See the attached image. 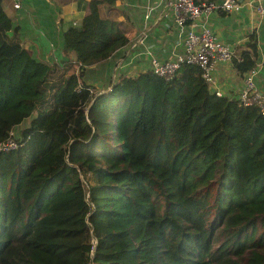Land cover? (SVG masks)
Here are the masks:
<instances>
[{"label": "trees", "instance_id": "1", "mask_svg": "<svg viewBox=\"0 0 264 264\" xmlns=\"http://www.w3.org/2000/svg\"><path fill=\"white\" fill-rule=\"evenodd\" d=\"M114 1L86 2L91 76L35 56L0 0V142L28 118L0 150V264H264V117L192 64L111 74L137 29ZM256 55L251 32L230 63Z\"/></svg>", "mask_w": 264, "mask_h": 264}, {"label": "built area", "instance_id": "2", "mask_svg": "<svg viewBox=\"0 0 264 264\" xmlns=\"http://www.w3.org/2000/svg\"><path fill=\"white\" fill-rule=\"evenodd\" d=\"M137 5L139 10V26L120 48V53L109 57L117 73L134 75L141 71L170 79L182 64H192L200 70L201 78L208 84L210 90L220 95L219 88H214L216 66L219 62L230 63L233 48L221 41L211 31L207 17L214 10L226 13H236L242 5L252 8L260 17H264L263 0H143ZM19 8L18 2L13 3ZM154 11H157L154 14ZM174 25L176 40L169 50L168 58H161L154 52L152 45V28L158 24ZM178 47L179 51L174 48ZM142 57L144 60H142ZM264 59H259L243 74L241 83L236 90V97L242 105L255 106L264 117V94L258 89L255 80ZM118 74V75H119ZM7 140L0 142V150L15 147V136L9 131ZM87 264H94L92 252L88 253Z\"/></svg>", "mask_w": 264, "mask_h": 264}, {"label": "crops", "instance_id": "3", "mask_svg": "<svg viewBox=\"0 0 264 264\" xmlns=\"http://www.w3.org/2000/svg\"><path fill=\"white\" fill-rule=\"evenodd\" d=\"M87 1L88 0H80L79 2L71 1L59 8H56L51 0H12L11 4L7 3L5 0H1V4L5 13L13 21L14 26H18V33L22 39L24 38V32L16 19V15L21 16L20 22H28L27 26L31 30L30 39L34 40V43L27 46L32 49L34 55L52 62L55 57L43 53L42 50L36 51L35 45L45 48V45L51 42L54 44V48L57 45L60 46L62 33L64 32L63 26L67 24V21L75 19L76 17H81L82 13L84 14L86 12ZM255 1L256 0H253V2ZM14 2H18L20 7L14 8ZM140 2L141 0H133L130 2L129 0H115L113 4L121 5L125 13L127 12L131 15L132 21L136 17L139 21V10L135 7ZM262 3L264 4V0ZM255 4H253V8ZM156 12L157 11H154V14ZM120 18H123V15H121ZM207 22L216 37L230 45L233 51L237 49L239 44L246 41L251 32H254L258 44L256 61L261 58L264 59V17H260L254 9L242 5L238 12L229 14L220 10H214L209 13ZM37 32L39 34H37ZM175 33L176 27L174 25L168 24V26H164L160 23L152 28L153 49L161 58L169 57V50L173 48L174 40L176 39ZM174 49L179 51L178 47ZM68 59H71V55L67 60ZM63 62L65 61L61 63ZM112 70L114 71L113 67L110 70L111 74H113ZM215 72L217 75L213 85L214 88H219L222 95L235 97L236 90L241 83V76L239 73L232 67L231 63L226 62H219ZM255 84L264 94V61L258 72Z\"/></svg>", "mask_w": 264, "mask_h": 264}, {"label": "rangeland", "instance_id": "4", "mask_svg": "<svg viewBox=\"0 0 264 264\" xmlns=\"http://www.w3.org/2000/svg\"><path fill=\"white\" fill-rule=\"evenodd\" d=\"M5 1L9 4L12 3V0H5ZM142 3H144L143 0ZM135 8L137 9L139 7L136 6ZM85 13L84 14L82 13L81 17H76L75 19H71L67 21V24L63 26V30L67 33L66 42L67 45H69L67 49H64L62 42H60V46L57 45L55 48H54V44L51 42L47 43V45H45V48L43 47L41 48L38 45H35V48L36 51L42 50L43 53L50 56H54L55 58L53 60H55L56 63H61L62 61H66L67 58L71 55V58L73 59V61L77 62V65L81 64L84 66L87 75L91 74V76H95L97 75V71L100 70V68L98 67V62H94L91 64H85V62H83L84 58L87 56L90 46L92 45L95 32L97 31L95 23L88 24L83 22V16L85 15ZM16 19L18 20L19 25L21 26L24 32L23 34L24 38L22 40L23 43L26 44V46L29 44H33L34 40L30 39L31 30L27 26L28 22L27 21L20 22L21 16L19 15H16ZM133 23L134 26L137 27L139 26V21L137 17L133 19ZM37 34L39 33L37 32ZM54 51L56 54L54 53ZM142 60H144L143 57ZM85 83L89 84L91 90L93 91L97 89H102L103 87L106 86V82L105 84L101 85L98 81H91L90 79L85 80ZM27 123H28V118H25L21 123H19L18 125L12 128L11 130L12 133L18 134L20 129L24 127V125H26Z\"/></svg>", "mask_w": 264, "mask_h": 264}, {"label": "clouds", "instance_id": "5", "mask_svg": "<svg viewBox=\"0 0 264 264\" xmlns=\"http://www.w3.org/2000/svg\"><path fill=\"white\" fill-rule=\"evenodd\" d=\"M221 11V10H220ZM223 12V11H222ZM226 13V12H225ZM233 51V50H232ZM233 53V52H232ZM62 65V64H61ZM131 76V75H130ZM221 95H222V93H221ZM235 98H237L236 96H235ZM27 125V124H26ZM25 126V125H24ZM14 127V126H13ZM12 130V129H11ZM10 130V131H11ZM18 134H14V136H15V138H16V136H17ZM15 138H14V140H15Z\"/></svg>", "mask_w": 264, "mask_h": 264}, {"label": "water", "instance_id": "6", "mask_svg": "<svg viewBox=\"0 0 264 264\" xmlns=\"http://www.w3.org/2000/svg\"><path fill=\"white\" fill-rule=\"evenodd\" d=\"M256 3V1L255 2H253V4H255Z\"/></svg>", "mask_w": 264, "mask_h": 264}]
</instances>
